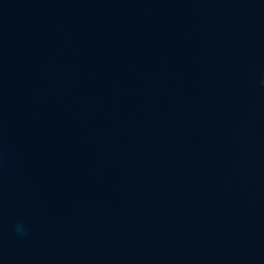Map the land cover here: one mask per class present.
<instances>
[{
  "label": "water",
  "instance_id": "1",
  "mask_svg": "<svg viewBox=\"0 0 264 264\" xmlns=\"http://www.w3.org/2000/svg\"><path fill=\"white\" fill-rule=\"evenodd\" d=\"M0 264H264V0H0Z\"/></svg>",
  "mask_w": 264,
  "mask_h": 264
},
{
  "label": "clouds",
  "instance_id": "2",
  "mask_svg": "<svg viewBox=\"0 0 264 264\" xmlns=\"http://www.w3.org/2000/svg\"><path fill=\"white\" fill-rule=\"evenodd\" d=\"M15 231L18 235H21V236L27 235L26 229L24 228L23 225L19 223L15 226Z\"/></svg>",
  "mask_w": 264,
  "mask_h": 264
}]
</instances>
